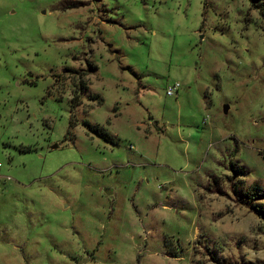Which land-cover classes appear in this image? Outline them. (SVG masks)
<instances>
[{
    "label": "rangeland",
    "instance_id": "374dc122",
    "mask_svg": "<svg viewBox=\"0 0 264 264\" xmlns=\"http://www.w3.org/2000/svg\"><path fill=\"white\" fill-rule=\"evenodd\" d=\"M263 14L0 0V264H264Z\"/></svg>",
    "mask_w": 264,
    "mask_h": 264
},
{
    "label": "trees",
    "instance_id": "16d2710c",
    "mask_svg": "<svg viewBox=\"0 0 264 264\" xmlns=\"http://www.w3.org/2000/svg\"><path fill=\"white\" fill-rule=\"evenodd\" d=\"M249 2L253 7H260V6L262 7V5L264 6V2H261L260 0H249ZM88 65H89L90 69H96V65L91 64L90 62L88 63ZM70 69L73 70L72 68H69L68 70H70ZM73 72H76V71L73 70ZM76 88H77L76 93L74 95L72 94L71 99H70V104L72 106H76L80 103V99H79L78 94L87 90L86 84L84 83V81L81 78H79V81L77 82ZM88 97L89 98H95L97 103H100L102 101V97L98 93H88ZM83 122L88 126L89 131H91V132L95 133L96 135L104 138L105 141H111L114 143L116 142L115 139L113 138V136L111 134H109V132L106 131L103 126H100L99 124L89 123V121H87V120H84ZM238 170H241V168L240 169L234 168V173H236ZM245 196H246V199H243L242 202L244 204H247V206H249L252 210H254L255 213L258 215V217L264 221V205H262L259 202L252 201L253 199L263 197L264 191L261 192L259 189L256 190L255 187L251 186L245 191Z\"/></svg>",
    "mask_w": 264,
    "mask_h": 264
},
{
    "label": "built area",
    "instance_id": "2783aa9c",
    "mask_svg": "<svg viewBox=\"0 0 264 264\" xmlns=\"http://www.w3.org/2000/svg\"><path fill=\"white\" fill-rule=\"evenodd\" d=\"M179 83L173 82L166 87V94H176L178 92Z\"/></svg>",
    "mask_w": 264,
    "mask_h": 264
},
{
    "label": "water",
    "instance_id": "95a60500",
    "mask_svg": "<svg viewBox=\"0 0 264 264\" xmlns=\"http://www.w3.org/2000/svg\"><path fill=\"white\" fill-rule=\"evenodd\" d=\"M228 106L227 105H223V110L224 112H227Z\"/></svg>",
    "mask_w": 264,
    "mask_h": 264
}]
</instances>
